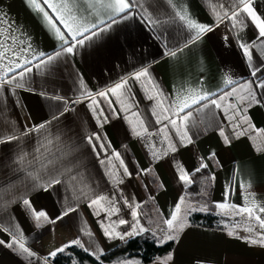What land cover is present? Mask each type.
<instances>
[{
	"label": "crops",
	"instance_id": "obj_1",
	"mask_svg": "<svg viewBox=\"0 0 264 264\" xmlns=\"http://www.w3.org/2000/svg\"><path fill=\"white\" fill-rule=\"evenodd\" d=\"M38 2L42 4V0ZM53 2L59 3V0ZM139 3L144 7L135 9L129 19L121 20L93 41L86 42L75 55L62 57L42 71L33 67L25 76L23 89L7 85L8 91L0 90V130L10 126L16 135H21L25 128L51 121L46 132H31L22 135L18 141L0 144V223L19 227L26 246L40 258L33 257L32 264H44L43 258L51 251L73 239L79 238L90 253L100 250L101 256L120 243L145 233L123 240L104 236L103 229L109 226L120 233L131 231L128 224L118 223L120 219L134 223L132 208L124 203L125 199L132 206L140 205L136 209L138 219L149 229L146 232H156L159 244H164L160 242L164 236L159 230L164 227L161 222L170 217L181 196L194 206H200V201L207 208L197 212L213 213L220 221L239 217L256 227L254 220L247 221L234 212L229 214L231 210H222L216 205H247L249 201L264 205V132L259 131L264 129V89L257 90L260 104L240 106L245 109L241 115L247 116L253 125L245 135L237 138L233 134L231 125L235 121L227 119L231 110L226 114L224 108L212 107L193 112L189 122L191 144L180 143L171 126L164 129L167 121L157 123V117L152 114L155 100L148 99L155 90L146 91L144 78L142 81L129 80L131 91L126 97L118 99L109 93L105 98L95 94L107 91L141 68H148L152 81L163 90L167 101L193 89L219 94L226 76L239 83L252 80L258 83L264 79V56L261 55L264 41L257 37L250 19L246 21L248 26L239 31L233 29L227 19L222 23L217 20L213 8L222 13L229 7L230 0H173L178 5L175 9L167 4V0H139ZM44 7L53 15L51 9ZM183 8H187L192 19L213 29L195 43H189L188 47L183 46L191 33L175 17V11ZM253 8L264 18V0H253ZM145 10L160 23L151 26L146 23ZM0 14H6L15 28V35L30 42L37 52L52 53L59 46L60 42L53 37L42 13L30 7L26 0H0ZM92 20V17L88 18V22ZM252 41L256 43L252 64L261 69L256 77L251 75L252 68L239 47L241 42ZM177 48L183 50L175 57L167 54ZM81 80L99 105L95 115L88 107L89 100L66 105L63 100L53 99L63 97L72 101L81 98ZM227 103L239 105L238 99L230 98L225 105ZM66 107L69 110L60 115ZM100 109H103V116H99L98 121ZM132 113H137L147 128L140 136L133 131L137 121ZM53 115L58 119L53 120ZM221 128L229 136L230 143L226 144L219 134ZM136 130L141 131L139 127ZM165 132L171 137L175 152L168 147ZM93 133L102 138L101 141L93 140V144L104 143L106 151L94 150L89 144L87 137ZM152 144L157 152L167 151L168 154L156 159L152 155ZM116 152L120 153L124 166L113 155ZM24 153L28 155L21 163L19 157ZM212 153H215L214 157ZM48 159H58L72 169L58 177L62 183L51 187H47V168H51L47 165ZM101 159L105 164L100 163ZM201 163L208 165L202 169L208 174L198 193L188 192L193 182L183 184L177 178L176 170L183 167L192 177ZM41 165H47V168ZM111 165L116 167L113 169ZM124 167L131 175L125 174ZM144 169L151 171L144 172ZM29 172L44 178L34 180ZM112 172L116 173L115 177ZM117 180L123 183H117ZM95 195L109 197L119 212L109 215L111 205L108 201L103 202L105 207L102 209L89 207ZM25 198L31 202V207L23 204ZM69 206L75 211L58 220ZM41 211L46 213L47 219L41 217L38 221L34 213ZM97 211L99 215L94 214ZM191 215L188 226L173 240V250L150 264H162L169 255L172 260L168 264H264V247L241 239L248 235L247 232L229 235L232 231L220 221L216 227L192 224ZM0 239L10 241L8 233L3 231H0ZM125 261L138 262L127 259L112 264H124ZM0 264H28V260L0 245ZM48 264H54L50 258Z\"/></svg>",
	"mask_w": 264,
	"mask_h": 264
},
{
	"label": "snow or ice",
	"instance_id": "obj_2",
	"mask_svg": "<svg viewBox=\"0 0 264 264\" xmlns=\"http://www.w3.org/2000/svg\"><path fill=\"white\" fill-rule=\"evenodd\" d=\"M26 3L30 7H33L34 10L42 13L50 32L53 37L60 42V44L52 53L44 51L37 52L30 42L15 35V28L13 27L12 22L7 19L6 14H0V90L8 91L9 89L6 88L7 85H12L15 89H23L26 84L25 76L32 71L33 67L42 71L43 69H47L50 65H53L54 62L58 61L62 57L75 55L76 50L79 47L84 46L86 42L93 41L94 38L99 37L121 20L129 19L133 15L135 9L144 7L139 3V0H59V3H54L53 0H42V4L39 3L38 0H26ZM167 4L174 9L178 7L177 4L173 3V0H167ZM44 5L51 9L53 15H50L49 12L45 10ZM220 7L223 9L224 5H220ZM213 12L219 22L222 23L225 19H227L232 24V28L237 29L238 31L246 28L248 26L246 21L250 19L251 24L257 30V37L260 38L261 41H264V18L258 15L256 10L253 8V0H230L229 7L224 9L222 13L216 11L215 7L213 8ZM89 17L93 18L92 22H88ZM102 17H106V19ZM175 17L178 18L179 21L183 22L184 26L191 33L189 40L185 42L183 47H188L189 43H195L203 34L213 30L212 26L199 23L195 19H192L187 11V8L175 11ZM143 18L150 26L160 23L159 19H153L150 14H147V10H145ZM57 22L62 26V28L58 26ZM217 26L219 25L217 24ZM239 47L249 66L252 68L251 75L256 77L257 73L260 72L261 69L252 64L254 49L256 48L255 41L249 43L241 42ZM182 50L183 48H177L175 50H170L167 54L175 57L177 52ZM261 55L264 56V47L261 49ZM33 61H35V64H33ZM142 78H144L146 91L152 92L155 90L153 95L148 96V99L155 100V110L152 114L157 117V123L167 121L164 125V129L171 126V129L174 130L175 135L182 144L185 142L187 144L192 143L189 122L190 118L193 116V112H203L205 109H210L212 107L217 109L224 108L226 114L229 110H231L232 114L227 116V119L229 121H235V123H232L231 125L233 134L237 138L245 135L253 128V125L249 122V118L247 116L241 115L245 109L240 106L260 104L261 101L257 97V90L264 89V79L259 80L258 83L256 80L239 83L231 76H226L223 81L224 87L220 89L219 94L193 89L186 95H178L175 100L167 101V97L165 96L163 90L152 81L148 68H141L129 77L122 78L120 82H117L107 91L96 93L95 96L107 98L109 93H111L112 95L117 96L118 99L120 97H126L131 91L129 87V80L142 81ZM80 88L83 90L81 98L72 101L64 100L63 97H53V99L63 100L66 105L69 103H82L84 100H89L90 103L88 104V107L93 110L94 115L97 114V108L99 105L93 93L86 89V85L83 80L80 81ZM230 98L238 99L239 105L237 103H227L225 105V102ZM109 104L111 105V101H109ZM94 105L96 107H93ZM128 107L131 106L129 105ZM68 110L69 109L66 107L60 115H63V113ZM132 115L136 117L137 121L133 127L135 134L140 136L142 132H147V128L143 121L139 118L138 114L132 113ZM99 116H103V109L99 110L98 121ZM52 119L56 120L58 119V116L53 115ZM104 119L107 120V117H104ZM49 124H51V121L42 122L38 125L25 128L21 132V135H16L13 129L9 126L6 130H0V144H8L13 141H18L22 135H28L31 132H40L41 130L46 132ZM191 126H194V124ZM137 127H139L141 131H137ZM259 131L264 132V129H260ZM219 134L224 138L226 144L230 143L229 136L225 134V130L223 128L219 130ZM101 139L100 135L96 133L87 137L89 144L93 145L94 150L99 148L101 152H104L106 151V145L104 143L101 142L99 144H93V140L101 141ZM164 139L168 141V147L171 151L175 152L176 147L172 143L171 137L167 134V132H165ZM48 143H51V141L49 140ZM150 147L153 149L152 155L156 159H159L160 155L168 154L167 151L162 153L157 152L155 150V144L150 145ZM36 151H40V149H37ZM27 155V153L20 155L19 160L21 163H23ZM97 155H99V153H97ZM113 155L120 161V165L124 166V161L120 158V153L116 152L113 153ZM41 156H43V153ZM211 156L214 157L215 153H212ZM33 160L35 161L37 158L33 157ZM100 163L103 165L105 164V161L101 159ZM108 163L111 164V160H109ZM47 165H51V168H47ZM47 165H41L42 168H47V174L49 176V179L47 180V187L62 183L58 177L63 175L64 172L72 171L71 167L61 164L58 159H48ZM115 167V165H111V168L114 169ZM207 167L208 165L206 163H201L197 168H195V172L198 173ZM143 171L149 172L151 170L144 169ZM176 171L177 178L183 184L190 185L193 182L191 174L183 167L177 168ZM124 172L125 174L131 175V173L128 172L127 167H124ZM111 174L114 177L116 176L115 172H112ZM28 175L34 180L44 178L39 175L33 176L31 172H29ZM72 178L75 179L76 177L73 176ZM117 183H123V181L117 180ZM45 190L47 189L45 188ZM85 195H87V193H85ZM104 201H108V204L111 205L108 208L109 215L119 212V209L115 207L114 202L109 197L104 195H95L94 198H91L88 206L102 209L105 207L103 203ZM22 202L25 206L31 207V202L28 199L25 198ZM124 203L132 208L131 216L134 223H130L124 219H120L118 223L119 225L128 224L131 231L120 233L116 232L115 228L109 226L108 228L103 229L105 237H118L123 240L125 237L149 231V229L144 227L138 219L136 209L139 208L140 205L136 204L135 206H132L128 199H125ZM216 206L222 210H231V212H234L236 216L245 217L247 221L254 220L256 222V227H253L251 224L246 225L243 230L247 232L248 235L241 237V239H243L246 243L264 247V205H258L254 201H249L247 205L219 203ZM206 210L207 208L205 206H194L193 204L188 203L184 196H181L179 202L176 203L174 210L171 212L170 217L163 219L161 222L164 227L159 228V230L164 233V236L160 242L166 243L168 241L176 240L178 238V234L183 232L188 226V216L193 212ZM74 211L75 208L69 206L65 209L61 216L57 217V219L62 220L65 216H68ZM94 214L99 215V211ZM34 215L38 221L41 217L47 219L46 213L43 211L35 212ZM149 223H152V221H149ZM0 231L8 233L10 237V241L0 239V245H5L6 247L25 256V259L28 260V264H32L33 257L40 259L37 257L36 252L26 246L25 237L18 226L12 228L0 223ZM81 231L84 230L82 229ZM87 234L89 236L92 235L90 232ZM152 234L155 236L156 232L153 231ZM229 235H233V232H229ZM72 246H79L85 252H90V249L86 247L79 238L73 239L69 243L51 251L48 254V257L43 258L44 264H48L50 257H55L58 253H63L66 249ZM99 252L100 250H97L95 252H91L90 254L95 255L96 259L99 260L100 254H102H98ZM171 260L172 256L169 255L162 262V264H168V261ZM124 264H131V262L125 261Z\"/></svg>",
	"mask_w": 264,
	"mask_h": 264
},
{
	"label": "trees",
	"instance_id": "obj_3",
	"mask_svg": "<svg viewBox=\"0 0 264 264\" xmlns=\"http://www.w3.org/2000/svg\"><path fill=\"white\" fill-rule=\"evenodd\" d=\"M208 173L204 170L195 172L192 175L193 183L188 188V192L198 193L200 184ZM191 223L207 227L219 226L220 217L213 213L194 212L191 215ZM174 248V241L159 244L156 237L151 232H145L128 239L117 245L115 248L100 256L85 252L79 246H72L63 253H58L55 257H50L54 264H108L121 260L135 259L140 264H150L157 258L165 256Z\"/></svg>",
	"mask_w": 264,
	"mask_h": 264
},
{
	"label": "rangeland",
	"instance_id": "obj_4",
	"mask_svg": "<svg viewBox=\"0 0 264 264\" xmlns=\"http://www.w3.org/2000/svg\"><path fill=\"white\" fill-rule=\"evenodd\" d=\"M194 193V192H193ZM198 199V198H196ZM200 205H202V203L199 201L198 202ZM229 214L231 213V211H228ZM222 222L223 226L227 227L229 230H231L232 232H235L236 234H245L246 232L243 230L244 227L246 225H248L249 223H246L244 221V219H241L239 217L237 218H229L228 220L223 219L222 221H220V223ZM253 226V225H252ZM254 227V226H253ZM122 261V260H121ZM112 264V263H111Z\"/></svg>",
	"mask_w": 264,
	"mask_h": 264
}]
</instances>
